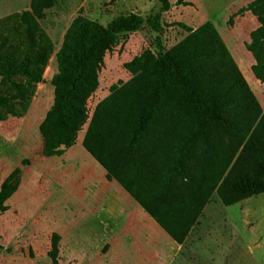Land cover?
<instances>
[{"label": "trees", "instance_id": "trees-1", "mask_svg": "<svg viewBox=\"0 0 264 264\" xmlns=\"http://www.w3.org/2000/svg\"><path fill=\"white\" fill-rule=\"evenodd\" d=\"M159 2V12L145 19L129 14L102 25L77 15L71 21L55 53L53 104L38 126L44 156L75 144L105 53L143 24L162 30L161 13L171 3ZM54 4L30 0L28 9L0 17V121L22 117L43 79L54 48L39 20ZM239 12L258 23L245 48L253 76L263 82L264 0ZM175 24L187 35L164 52L146 49L124 63L131 77L96 104L81 144L106 178L181 245L214 193L225 206L264 193V109L212 22ZM16 187L14 170L0 184V213ZM59 239L52 233L51 264H59Z\"/></svg>", "mask_w": 264, "mask_h": 264}, {"label": "rangeland", "instance_id": "rangeland-1", "mask_svg": "<svg viewBox=\"0 0 264 264\" xmlns=\"http://www.w3.org/2000/svg\"><path fill=\"white\" fill-rule=\"evenodd\" d=\"M168 1L160 32L143 24L105 53L98 87L87 100L89 118L112 85L131 77L125 62L146 49L164 52L187 35L177 22L191 28L212 22L264 109V81L253 76L254 59L245 48L258 23L251 13L239 12L252 0H183L191 6ZM29 2L0 0V17L28 9ZM160 7L159 0H55L39 20L53 41V54L27 112L0 121V184L17 171L16 190L0 213V264H51L54 232L60 236L59 264H264V193L229 206L214 193L178 245L83 148L89 118L62 155L42 154L38 126L53 104L55 53L71 21L77 15L102 25L129 14L145 19Z\"/></svg>", "mask_w": 264, "mask_h": 264}, {"label": "crops", "instance_id": "crops-1", "mask_svg": "<svg viewBox=\"0 0 264 264\" xmlns=\"http://www.w3.org/2000/svg\"><path fill=\"white\" fill-rule=\"evenodd\" d=\"M125 192V191H124ZM126 193V192H125ZM127 194V193H126ZM128 195V194H127ZM129 196V195H128ZM130 197V196H129ZM131 198V197H130ZM132 199V198H131ZM133 200V199H132ZM134 201V200H133ZM135 202V201H134ZM135 204L139 207V208H141L136 202H135ZM142 209V208H141ZM143 210V209H142ZM147 214V213H146ZM150 217V216H149ZM151 218V217H150ZM152 219V218H151ZM153 220V219H152ZM153 222H154V224H156V222L153 220ZM157 225V224H156ZM158 226V225H157ZM159 227V226H158ZM160 228V227H159ZM161 229V228H160ZM162 230V229H161ZM163 231V230H162ZM164 232V231H163ZM167 235V234H166ZM168 236V235H167ZM169 237V236H168ZM170 238V237H169ZM170 240H172L171 238H170ZM173 241V240H172Z\"/></svg>", "mask_w": 264, "mask_h": 264}]
</instances>
